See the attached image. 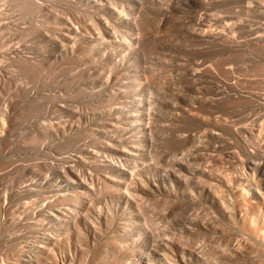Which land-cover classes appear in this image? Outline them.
Listing matches in <instances>:
<instances>
[{
    "label": "bare ground",
    "instance_id": "6f19581e",
    "mask_svg": "<svg viewBox=\"0 0 264 264\" xmlns=\"http://www.w3.org/2000/svg\"><path fill=\"white\" fill-rule=\"evenodd\" d=\"M7 2L12 3H9L11 10L17 8L23 10L26 16L30 13V15L34 14L40 17V19L31 22L28 27L26 26L24 31L31 33V31L37 30V33L40 34L39 44L37 42L35 44L40 45L42 59H36L39 54L33 56L35 59L22 54L13 56V60L18 63L21 72L26 76H33L32 78L38 76L36 78L39 80V77L43 78L46 72H52L53 76H57L58 72L62 71L68 75L66 78L69 79H65V81L61 79L63 80L62 86L59 85L62 89H58L60 87L58 85H49L47 81H43V85L40 84L45 88L38 89V91H33L31 85V88L24 85L23 91L15 92L13 90V93H16L17 97L25 96V99L21 97V100H25V102L10 99L12 102L9 100L5 107H0V264H185L187 256L192 257L196 264H223L227 259L222 261L224 256L218 255L221 254L222 249H215L217 250L215 252L214 245L212 248L208 247L213 250L210 254H208L209 252L205 253L208 255L204 254L206 248L204 251L201 250L203 254L194 253L195 249L193 252L189 249L190 246L185 247L186 244L184 247L188 249H184L183 245L181 246L182 242L177 243V237L166 235L167 232L165 233L163 227L168 229L167 224L161 227L160 219L157 221L159 217L156 213L161 212L165 204L182 203L185 198L191 203L194 198L198 199L197 195L200 193L206 194L210 198L218 210L216 214L220 213L222 217L236 225L237 230L246 234L244 239L243 236L241 237L242 233L240 234L242 240L238 239L240 242L237 243L236 249L232 246L234 249L232 252L236 254L235 257L239 256L238 258H240L244 254L249 255L253 252L256 256V253L260 252L261 257L258 258L257 264H264V145H260V147L259 144L257 145L262 141H258V137L261 138L262 135L264 139V126L260 127L259 132L257 131L259 127L256 128L257 135L261 134L260 136L255 134L253 125L244 131L239 130V127L236 128L234 134L243 147L241 157L236 160L239 161L240 166L242 165V169L247 170L245 171L247 173L244 172L247 174V177H244L246 180L237 181L238 190L236 189V193L232 191L234 187L231 185L236 183L234 180L237 179L229 177L231 174L222 173L226 172V169H230L229 166L236 164L233 160L234 164L227 163V166H224L226 167L224 171H218V174L222 173L220 184L215 183V185L208 186L207 183L217 180V176L214 174L217 168L214 166L218 165L216 163L215 165L210 164L211 166L207 165L209 163L207 162L208 155L213 149H216L215 145H211L209 141V145L213 148L208 155H206L208 149L205 150L207 144L204 142L202 144H205L203 146L206 153L203 151V146V148L196 146L191 152L187 150L190 153L188 152L189 155L184 156L186 158L183 157L184 154L178 156L179 158L176 156L177 159H173L175 157L173 153L170 158L166 156L164 158L159 154L161 148L165 147L163 146V133L165 132L161 121H164L163 118H166L169 113L167 109L172 105L167 100L171 99L172 103L176 99L182 100L183 91H179L175 88L176 86L173 87L169 79L167 80V68H165L164 60L160 59L166 57L165 53L162 55L152 47L151 42L154 41H151L154 33L153 21L156 19L151 18L153 12L151 13L150 9L152 8L149 9L144 0H72L66 4L63 3L64 0L59 1L60 4L67 6L63 7L68 11L66 13L58 12L53 1L46 5L44 0H0V8L3 9ZM164 6L166 7V4ZM130 7H136L139 10L137 16L131 17L133 15H131V11L129 14L131 16L128 15L125 8L129 9ZM79 9L85 13V16L84 13L81 14L84 16V19L81 20L83 24H76V26L74 25L75 21L73 24L71 23V17L69 19L67 13L69 11L78 13ZM66 10L64 9V11ZM81 15L80 17H83ZM119 26L126 28V33L123 32L121 36L119 35ZM156 26L154 28H159L160 25ZM47 44L68 59L65 61L67 65L65 62L64 67H62V63V65H57L56 60H51L42 53ZM154 51L161 54V57L157 54L153 55ZM58 67L59 69H57ZM58 77L60 76L58 75ZM42 78H40L41 81ZM3 84L6 85L4 79L0 78V87ZM67 84H71L73 89H66ZM40 85L38 88H42ZM21 92L23 94H19ZM24 103L26 105L23 107ZM183 106L182 108H184ZM23 109L25 110L24 114L21 112H24ZM170 112H173L172 109ZM171 113L169 114L172 115ZM176 115L174 116L177 118ZM21 116L26 118L25 120L29 117V121L32 120L35 124L33 123V127L27 128L29 131L27 130L26 133L19 136L21 144L18 143V147H14L16 129L19 120L22 119ZM20 122L22 123V121ZM164 130L166 129L164 128ZM176 130L174 132H177ZM181 130L183 131V129ZM204 130L205 128L202 132ZM222 134L219 133V135ZM255 135L258 142L254 138ZM14 136L15 138H13ZM219 137H231L228 138L231 139V142L233 138L232 135ZM235 139L233 138L234 141ZM249 139H254L253 142L256 146L254 144L251 146L253 142L249 144L251 141ZM197 141L195 143L199 146L200 142ZM201 141L203 140L201 139ZM231 142L229 143L232 145ZM236 143L234 145L237 147ZM173 148L170 149L174 150ZM233 148L232 150L235 151L236 149ZM15 149L22 154V157L18 158L20 163L13 161L16 155L10 154ZM229 153L227 154L230 155ZM238 153L236 152V154ZM231 156L228 159L234 158ZM158 157H162L163 160L172 159L170 161L166 159L162 164V170H158L154 164ZM219 157L221 161L225 158ZM214 168L216 169L214 170ZM233 169L236 170V168ZM236 172L238 171L236 170ZM214 176H216V180L214 178L213 181ZM218 179L220 178L218 177ZM206 184L209 188L205 187ZM154 197L157 198L154 199ZM182 197L184 198L182 199ZM238 198L240 199L238 200ZM181 199L182 202H180ZM154 200L156 201L155 205ZM165 206L164 208H167V205ZM208 209L210 210V208ZM213 210L215 209L213 208ZM196 211L195 213L200 212ZM193 214H191L192 217H197V214ZM203 216L200 215L202 220L199 218L201 223L204 220ZM210 217L208 216V218ZM197 218H193V221ZM208 218V221L211 219L209 223L201 225L196 221L197 223L191 227L189 225L193 221L189 218L191 223L188 222L189 225L186 223V228L188 226L189 228L186 229L182 226L186 229L183 232L185 235L182 234L185 237L188 236L187 238L192 235L196 237V233L201 234L204 232L203 230H215L220 226L221 217L219 220L216 216L217 221H214L215 217L213 221V217ZM225 224L230 223L226 222ZM234 225L231 226L234 227ZM167 231L173 232L174 230ZM182 234L180 233V235ZM165 235L169 238L168 240L165 237L161 238ZM176 235L178 238L180 237L179 233ZM171 238L175 240L173 241ZM204 239L199 240L204 241ZM191 241L192 239L189 240V242ZM220 247L222 246L220 245ZM12 249L18 252L19 256L16 259L10 256ZM223 250L225 249L223 248ZM260 253L258 254L260 255ZM255 259L253 261H256ZM230 261L228 262L230 263Z\"/></svg>",
    "mask_w": 264,
    "mask_h": 264
},
{
    "label": "rangeland",
    "instance_id": "374dc122",
    "mask_svg": "<svg viewBox=\"0 0 264 264\" xmlns=\"http://www.w3.org/2000/svg\"><path fill=\"white\" fill-rule=\"evenodd\" d=\"M50 1L51 2L53 1V3L55 4V9H57L58 12L66 13L68 11L66 10V8H64L66 10V11H64L63 7H67V6H65L66 2L72 1V0H68V1L64 0L63 3H65V4H63V5H62V3L60 4V2H59V1L62 2L63 0H58V1H56V0L55 1L54 0H44V3H47L46 5H49L51 3ZM73 1H76V0H73ZM9 3H11V2H9ZM9 3L7 2L5 5L6 7L3 6V9H2V7L0 8V36H1L0 37V62H1L0 63V78L4 79V83L6 84V85L3 84L0 87V107H5V105L8 103V101L10 99H12L13 101H15V100L20 101L22 98L25 99V96H23V95L21 96L22 98L17 97L15 95L16 93H13V90L15 92L18 90L23 91L25 86H26L28 88L32 87L33 91H38V89H43V87H44V86H42L44 84L43 81H47L49 83V85L50 84L55 85V86L58 85V87H59L60 85L62 86L63 80L65 81V79H69V78H66V77H68V75L62 71L58 72V75L60 76L58 78H57L58 75L53 76L51 74L52 72H50V73L46 72L44 74V76L42 75L43 78L41 76L39 77L40 81L36 78L38 76H34L36 78V81H37L36 82V81H34L35 78H32L33 76L29 77V76H26V74L24 75L23 72H21L20 68L18 67V63L13 60V56L15 57L17 54H22L26 57L31 56L32 59H35V57H33V56H37V54H39V56L36 57V59H42L40 57V53H41V50L39 47L40 45L37 46V44H35L36 42L39 44L40 34L37 33L38 32L37 30L31 31V33H30V31H27V32L24 31V29H26L29 25H31V22H33L35 19H40V17L38 15H34V14L30 15V13H28V15L26 16V13L23 12V10L17 9V8H14V10L12 8V10H11V4L12 3L11 4H9ZM144 3L146 4V6L149 9L150 8L153 9V10L150 9V12L151 13L153 12L152 13L153 16H151V14H150L151 18L153 17V20L156 18L153 21L154 22L153 23V29H154L153 32L154 33H153V37L151 40V41L154 40L153 43L155 45L151 42L152 47H154L155 51L162 53V55L165 53L164 56H166V57H161V54L159 55L155 51H154L153 55L157 54V56L161 57V58L160 57H158V58H160L161 60H164L163 62L165 63V68H167V70H166V72H167L166 76L168 77L167 80L169 79V81L172 83L171 85L173 87L176 86L175 88H177L179 91H183L182 92L183 93L182 100L176 99L177 102L176 101L174 102L175 105H173L174 103H172L173 101L171 99H170L171 101L167 100V101L171 102L170 105L171 104L172 105L170 108L172 109L173 112L172 113L170 112L171 109L169 107H168L169 110L167 108L166 109H167V111H169V113H171L173 115V117H172V115L167 113L166 118L165 117H164L165 119L163 118L164 121H161V124H162L161 126L166 129V130H164V128H163V131L165 133H163L164 138L162 137L164 139L163 140V146H165V147L161 148V151L159 154H161L162 157L166 156L167 158H170L171 157L170 155H172V153H173V156H175V157L173 158V156H172V158L177 159L178 156L180 157L183 154H184L183 157L188 156L189 155L188 152L193 151L194 148H196V146L203 148L204 147L203 145H205L204 143H206L207 145H205V147L206 146L207 147H206V149L204 147L203 151L208 149L207 153H206V151L204 152V153H206V155H208V153L213 148L212 146L209 145V143L213 146L215 145L214 148H216V149H213L210 152L211 154L208 155L209 160L207 158V162H209V163L208 164L206 162L205 163L209 166H211L210 164H213V165H215V163H216V165L218 164L217 166H214L217 168V169L214 168V170L216 169L214 174L217 176V180H216V176H214L213 181L215 178L216 182L214 181L212 183H207V184L209 187L213 184L215 185V183L220 184L219 182L221 180L222 173H226V174L228 173V174H231V175H229V177L231 176L232 178L234 177V179H237V180H234V182H236V183H233V185H231L234 187L233 189L231 187L232 191L234 193H236L238 190V188H237L238 186L236 185L237 181L239 180L240 182H242V181L246 180L245 178L247 177V174H244V172L247 170L246 169L244 170V168L242 169L241 168L242 165L240 166L239 161L236 160V159H239V157H241V154L243 152L242 151L243 147L239 144L240 142L234 133L238 129L237 127H239V130L242 129V131H244V129H246L247 127L249 128L250 125H253L254 127L252 126V128L255 131V134L257 135L259 130H260V127L264 126V125H262V124H264L263 123L264 122V0H168V1L167 0H153V1L152 0H144ZM58 4L61 5L62 7L59 6ZM164 4H166V7L164 6ZM8 6H9V8H8ZM180 6H181V8H180ZM6 8H7V11H6ZM80 8H82V7H80ZM135 8L136 7H130L129 9H131V10H129L127 8H125V10L128 11V15L130 14V11H131V15L132 14L133 15L132 16L129 15V16L133 17L134 15L137 16L136 14H138V12H139V10L137 8L136 9ZM8 9H10V10H8ZM60 10H62V11H60ZM72 12L73 11H69V13H67L68 18L70 19V17H71V19H70L71 23L73 24L74 21H75L74 25H76V24L79 25L80 23H82L81 20L84 19L85 13L82 12L81 9H79L78 13H75V12L72 13ZM164 13H166V14H164ZM24 14H25V16H24ZM81 14H83L84 16ZM2 15H4V16H2ZM80 15L83 17H80ZM35 16H37L38 18H36ZM65 16H66V14H65ZM79 18H82V19H79ZM72 19H74V20H72ZM155 21H156V23H155ZM77 22H79V23H77ZM157 24L160 25V26H158L159 28H154V27H157L156 26ZM122 27L123 26H119V29H120L119 35L120 36L123 34V32L126 33V28L125 27L122 28ZM22 30H23V32H22ZM192 32H193V34H192ZM156 33H158V34H156ZM37 34H38V36H37ZM42 51H43L42 53L44 55L46 54L45 56H47L49 59L56 60L57 65L63 64L62 67H64V65L66 64L65 61L68 60L67 58H65V56H62V54L59 51H57L53 47L51 48L49 44H47V46H45ZM15 52H17V53H15ZM56 55H58V56H56ZM10 57L12 58V60ZM154 57H156V56H154ZM62 60H64V61H62ZM165 60L169 64L166 63ZM64 62H65V64H64ZM57 69H59V67ZM74 72H75V70H74ZM189 74L193 75V76H190ZM45 76H47V77H45ZM40 78H42V81ZM176 78H178V79H176ZM61 79H63V80H61ZM52 80H54V81L56 80L57 82L56 81L53 82ZM227 80H229V81H227ZM12 81H14V82H12ZM51 81L53 82V84ZM40 84H42V85H40ZM176 84L178 85V87H180L183 90L179 89ZM30 85H31V87H30ZM39 85L42 88H38ZM70 85L71 84H69V85L67 84L66 89L72 90L73 86H70ZM187 85H191V86L188 87ZM61 86L59 88L58 87L57 88L62 89ZM215 90H216V92H215ZM7 92H8V94H7ZM19 94H23V93L21 92ZM184 94H185V96H184ZM205 95H206V97H205ZM211 97H212V99H211ZM205 98H208L209 100L205 99ZM233 98H234V100H233ZM228 100H230V101L228 102ZM22 101L25 102V100H21L20 102H22ZM9 102H12V101L10 100ZM181 103H182V105H181ZM183 104H184V106H183ZM25 105L26 104L24 103L23 107ZM177 105H181V106L176 107ZM182 106L184 108H182ZM23 107L21 106V108H23ZM174 107H175V109H174ZM185 108H186V110H185ZM175 111H176L177 115L175 114ZM21 112L24 114L25 110H24V112L23 111H21ZM182 112H185V113H182ZM168 114L170 115V117ZM184 114H186V115H184ZM174 115H176L177 118ZM179 117L181 118V121H180ZM21 118L23 119L24 117L21 116ZM174 118L177 120H173ZM22 119L19 120L20 126L17 125L18 128L16 129V132L19 135L16 134V138H15V136L13 137V138L17 139V140L14 139V144H13V145H15L14 147H18V143H19V145L21 144V142L19 141V139H20L19 136L22 135V133L23 134L26 133L25 131H27V130L29 131V129H27V128L33 127V123L35 124V122H32V120L29 121V117L27 118V120H25L26 118H24V120H22ZM170 119H172V120H170ZM215 119H216V121H215ZM20 121H22V123ZM168 121L171 123H169ZM172 121H174L176 123H174ZM163 122L165 124L166 123H168V124L165 125ZM178 122H180V123L178 124ZM183 124H185V125H183ZM246 125H249V126H246ZM258 125H260V126H258ZM210 126L213 128L212 130H211ZM233 127H235L234 128L235 131H233L234 130ZM258 127H259V129L257 130L256 128H258ZM204 128H205V130H204V132H202ZM221 128H223V129H221ZM181 129H183V131ZM175 130L177 132H174ZM209 131H212V132L215 131V132L210 133ZM227 132L228 133L230 132L229 133L230 135ZM219 133L220 134L223 133V134L219 135ZM161 134H162V132H161ZM216 134H218V135H216ZM172 135H175L176 137L172 136ZM192 135H194V136H192ZM231 135L233 138H236L235 141L233 140V138H232V142H231V139L230 140L228 139L231 137H219V136H231ZM256 135L254 137L256 142L262 140V141L258 142L257 145L259 144L258 145L259 147H260V145L263 146L264 145V143H263L264 139H263L262 135L260 134L261 138L258 137V141L256 138H257V136H260V135H257V136ZM199 137H201V138H199ZM201 139L203 141H201ZM222 139H224V140H222ZM197 140H199V141H197ZM217 140H218V142H217ZM225 140H227V141H225ZM236 140H238V141H236ZM249 140H251V141H249V144H250L251 142H253L254 139H249ZM181 141H183V142H181ZM196 141L200 142V143H198V144H200L199 146L195 143ZM208 141H209V143H208ZM213 141H216V142H213ZM222 141H223V143H222ZM202 142H204V143L202 144ZM229 142H231L233 144L231 145ZM236 142H238V143H236ZM194 143H195V146H194ZM226 143L229 144L230 146L227 145ZM234 143L237 144V147H236V145H234ZM247 144H248V142H247ZM253 144H254V142L251 143V146H253ZM186 146H188V147H186ZM254 146H256V145L254 144ZM173 147H175V148H173ZM226 147H228V148H226ZM231 147L232 148L236 147L235 148L236 150L235 151L232 150ZM163 148H164V150H163ZM170 148H173L174 150H172ZM250 148H252V147H250ZM221 149H223V150H221ZM185 150L186 151L189 150V151L186 152ZM15 151H16V149L13 150L14 153L10 152V154L12 156L16 155V156H14V158L12 156L11 157L13 158V161H17V163H20L18 160L22 157L21 156L22 154L19 153V151H16V152ZM217 151L220 153V155H218L219 153ZM225 151L227 153L230 152L229 153L230 155H228ZM222 152L223 153L225 152V153L223 154ZM236 152L237 153L239 152V153L236 154ZM177 154H179V155H177ZM212 154H214V155H212ZM168 155H169V157H168ZM222 155H224V156H222ZM212 156H214L213 159H211ZM219 156H221L222 158L225 157L222 160L223 163H222L221 158ZM230 156H231V158L234 157L235 159L234 158L228 159V158H230ZM162 157H160L161 161H159L160 158L158 157L157 158L158 160H156V163H154L157 166L158 170H162V168H163L162 164L167 159L166 158L163 160ZM184 158H186V157H184ZM217 158L218 159L220 158V159L218 160ZM171 159H169V160L167 159V160L170 161ZM232 160L236 164H234L232 162ZM210 161H211V163H210ZM21 162H23V161L21 160ZM227 163H230L231 165L234 164L235 166L232 165L233 166L232 167V166H229V164H228V166H229L228 168H230L231 170L226 169L227 170L226 172H222L225 170L226 167H224V166H227ZM237 164H238L239 168H238ZM233 168H236V170L238 172L235 173L236 170ZM218 171L222 172V173L218 174L219 173ZM245 173H247V172H245ZM232 174H233V176H232ZM218 177L220 179H218ZM240 182H238V183H240ZM207 184L205 185V187H208ZM168 186H170V185H168ZM224 189H225V187H224ZM198 193H199V190H198ZM197 196H199L198 199H196L197 197L194 198L193 202H191L192 204L190 202H188V200L185 198L187 201L185 199L183 200L186 204V206H184L185 204H184V202H182V199L184 197H182V199L180 201L182 203H177L175 205L174 204L171 205L170 203L165 204V205H167V208H164V207H166L164 205L162 208L163 211L161 210V212L156 213V214H158L157 216L159 217L157 219V221L160 219L159 224L161 223L160 224V225H162L161 227L165 226L166 224H167L166 226L169 227L168 229H165V227H163L165 233L166 232L168 233V234L166 233V235L167 236L169 235V237H171L172 235L175 238L177 237L176 238V239H178V240H176L177 243L179 241L182 242L181 246L183 245L184 249H188L185 247L190 246L189 249L193 250V252L195 249L194 253H196V254L197 253L203 254L202 251H204L205 248H206V250H209L210 248H208V247L212 248L213 245H214L213 250L215 252L217 250L222 249L221 254L220 253L219 254L217 253V254L224 256V258L222 257V259H223L222 261L227 259V261L225 260V262L223 264H226V262H227V264H230L231 261H232V264L233 263L234 264H243V262H244V264H257V262L259 261L258 258L260 259V257H261V253L257 252V251H255V252H257L256 256L254 255L255 253L253 252V253L249 254L250 256L248 254H244L240 258H238L239 256L235 257L236 254H234V252H232V251H234V249H232V248L234 247L236 249L238 247V244L240 242L239 240L240 239L242 240V238H240V234L241 233L244 234V235L241 234V237L243 236V239H244L246 234L242 231L240 232L239 229L237 230L236 229L237 226L234 225L231 221H229V219L222 217L220 213L216 214V212L218 213V210L213 205V202H211L210 198L206 194L200 193ZM156 198L157 197H154V199H156ZM239 199L240 198H238V200ZM194 201L196 204L194 203ZM199 203H200V205H199ZM155 204H156V201L154 200V205ZM189 204H191V205H189ZM193 204H195V205H193ZM188 205H189V207H188ZM183 206L185 207L184 209L182 208ZM211 207H213L215 210H213V208L211 209ZM188 208H189V210H188ZM208 208H210V210ZM165 209H166V211H164ZM195 211L196 212L200 211V212L195 213ZM203 211H205L206 213L205 212L203 213ZM164 212L165 213L167 212V213L165 214ZM177 212H178V214H177ZM189 212H192L191 214L195 213V214H197V217L198 216L199 217L198 218L194 217V216L192 217V215ZM188 213H189V216H188ZM195 214H193V215H195ZM205 214H207V215H205ZM200 215L201 216L204 215L203 219L204 220L206 219L207 222L203 220V222L201 223L200 221L202 220V217H200ZM208 216L209 217L211 216L210 218L213 217L212 221H213L214 217L216 218V216L219 220L221 217V219H222L221 224H219V222H218V224L221 226V228L217 224V226L219 227V229H218V227L215 228V230H217V231L210 230V231H212V232H210L207 230H203L204 232L201 231L202 235L196 233V237H195V235H192V237H194V238L189 236L192 239V241L189 242V240H191V239L187 238L188 236H186V237L184 236L185 235V233H183V232H185L184 230L189 228V226L191 227L193 224H195L197 222H200L201 225L204 223H206V224L209 223V221L211 219L208 218ZM189 218H191L192 221H193V218L194 219L197 218V220H194L193 223H191L190 222L191 219H189ZM199 218H201V220ZM207 218L210 220L208 221ZM217 218L214 219V221L215 220L217 221ZM161 219H163V220H161ZM183 219H185L186 221ZM224 219H225V221H223ZM163 221L165 224L162 223ZM188 222L191 224L189 225ZM224 222L225 223L227 222L230 224H225ZM186 223L189 225V226L187 225L188 226L187 228H186ZM222 223H223V225H222ZM231 225H234V227ZM182 226H184L186 229ZM169 229L170 230L172 229V231L174 230L173 231L174 233L171 231L168 232L167 230H169ZM222 230H224V231L222 232ZM237 231H239V232H237ZM175 233L176 234L179 233V235H180V233L181 234L183 233L184 235L183 234H182L183 236L180 235V237H179L180 240H179L178 235H176ZM211 233H212V235H211ZM236 233H238V234H236ZM166 235L161 237V238L164 239V237H165V239L168 240L169 238H167ZM198 235H201V236H198ZM160 236H162V235H160ZM183 237H184V239L182 240ZM236 237H238V238H236ZM161 238H159V239L161 240ZM171 239L173 240V238H171ZM199 239L200 240L204 239V241H200ZM219 239H221V240H219ZM228 239H229V241H228ZM186 240H187V242H186ZM194 241H196V242H194ZM180 242L178 244H180ZM193 243H195V244H193ZM185 244H186V246H185ZM208 244L211 246H209ZM197 245H199V246L201 245V246L196 248ZM220 245L222 247H220ZM194 246H196V247H194ZM201 247H203V248L201 249ZM223 248L225 250L227 249V251L223 250ZM215 249H217V250H215ZM206 250L204 251V254L208 253V252H209L208 254H210L211 251H213L212 249H210L209 251H206ZM196 251H198V252H196ZM228 252H231V253L228 254ZM258 253H260V255ZM208 254H205V255H208ZM215 255H216V253H215ZM232 255H234V256H232ZM10 256L13 257L14 259H16L17 256H19V255L15 249L14 250L12 249V253H10ZM254 259L256 261H253ZM229 260H231L230 263L228 262ZM239 262H242V263H239ZM185 264H196V263H194V260L192 259V257L187 256ZM258 264H260V263H258Z\"/></svg>",
    "mask_w": 264,
    "mask_h": 264
}]
</instances>
